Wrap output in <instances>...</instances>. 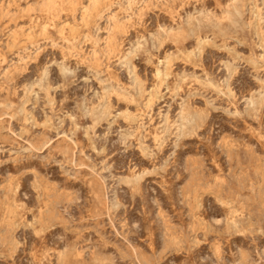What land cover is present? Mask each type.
I'll list each match as a JSON object with an SVG mask.
<instances>
[{"label":"rangeland","instance_id":"1","mask_svg":"<svg viewBox=\"0 0 264 264\" xmlns=\"http://www.w3.org/2000/svg\"><path fill=\"white\" fill-rule=\"evenodd\" d=\"M0 264H264V0H0Z\"/></svg>","mask_w":264,"mask_h":264}]
</instances>
